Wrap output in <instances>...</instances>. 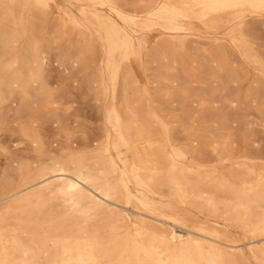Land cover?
Masks as SVG:
<instances>
[{"label": "bare ground", "instance_id": "obj_1", "mask_svg": "<svg viewBox=\"0 0 264 264\" xmlns=\"http://www.w3.org/2000/svg\"><path fill=\"white\" fill-rule=\"evenodd\" d=\"M196 33L217 43L197 50L219 70L212 75L221 89L246 83L264 110V0H0V127L11 122L36 155L0 182V264H248L232 227L264 264V167L186 165V153H228L232 128L197 138L193 150L175 147L156 102L178 82L146 76L157 64L188 85L182 52ZM69 34L77 36L73 64L97 71L105 140L95 153L59 160L39 124L46 118L58 134L69 131L45 72L51 45ZM229 50L257 72L239 69ZM174 89L185 101L187 88ZM211 99L203 93L194 103Z\"/></svg>", "mask_w": 264, "mask_h": 264}, {"label": "rangeland", "instance_id": "obj_2", "mask_svg": "<svg viewBox=\"0 0 264 264\" xmlns=\"http://www.w3.org/2000/svg\"><path fill=\"white\" fill-rule=\"evenodd\" d=\"M54 18H58L57 13L51 14L49 22L51 31H55L58 24V20ZM70 35L51 45L49 62L45 67L50 87L57 98L65 104L63 106L68 109L69 113L62 119L66 122V126L68 125L69 131L67 134H58L55 124L46 118H43L44 121L42 120L39 124L41 133L49 137L52 143L51 156L59 160L67 158L69 153H95L105 140L102 112L95 98V86L92 82L97 71L92 68L84 72L82 67H76L73 64L77 36ZM196 35L197 37H190L187 40L185 50L182 52L189 72L188 85H183L185 80L177 69L173 73L166 72L159 69L157 64L152 65L146 75L152 80L157 75L160 79L166 77L178 82L171 86L173 96L168 101L159 97L156 102L166 115V122L171 129L172 143L175 147L182 149L183 147L194 148L200 144L197 143V138L208 135L217 137L224 133L223 129L231 127L234 143L230 144L228 153L223 152L220 157H217L208 154L206 150L202 153L191 152L185 154L183 162L188 166L205 162L208 166H217L225 171L234 170L239 164L244 163L248 168L261 172L264 167V110L260 108L262 97L260 93L249 94V86L246 83L243 85L230 83L226 91L221 89L222 78H217L220 75L219 70L209 63L206 54L197 50L201 46L214 49L217 43L207 40L203 35L197 33ZM223 44L228 42L225 41ZM228 53V59L238 64L239 69H248L251 73L257 72L253 65L243 64L230 50ZM212 73L217 77H214ZM197 78L205 82L207 90L203 89L201 84L193 82ZM178 85L187 88L185 101H183V95L174 89ZM155 86L157 87L155 84L152 85V89ZM159 87L165 86L159 85ZM214 89L216 90L212 92ZM203 93L214 102L209 107H203L205 109L194 103L197 96ZM224 97L235 101L234 105L226 104L223 101ZM15 105L12 100L6 102L5 108L12 110L10 115H13ZM7 126L11 127V122L0 127V182L14 178L17 171L15 168L20 164L29 163L30 165L36 159L30 146L22 138L12 134ZM182 214L188 215L191 220L200 218L194 212L189 213L184 210ZM230 232L246 251L248 264H256L248 251V236L234 227L230 229Z\"/></svg>", "mask_w": 264, "mask_h": 264}]
</instances>
